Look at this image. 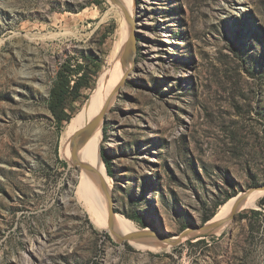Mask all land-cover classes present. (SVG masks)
<instances>
[{
    "label": "rangeland",
    "instance_id": "374dc122",
    "mask_svg": "<svg viewBox=\"0 0 264 264\" xmlns=\"http://www.w3.org/2000/svg\"><path fill=\"white\" fill-rule=\"evenodd\" d=\"M133 6L0 0V264H264V214L250 211L264 213V193L206 242L156 248L121 243L77 196L81 169L61 154L71 120L58 127L50 91L68 57L84 63L93 87L67 107L72 118L80 112L110 67L126 14L135 15L137 50L101 144L116 213L176 236L264 184V0Z\"/></svg>",
    "mask_w": 264,
    "mask_h": 264
},
{
    "label": "bare ground",
    "instance_id": "6f19581e",
    "mask_svg": "<svg viewBox=\"0 0 264 264\" xmlns=\"http://www.w3.org/2000/svg\"><path fill=\"white\" fill-rule=\"evenodd\" d=\"M121 3L126 2L129 8L132 10L133 0H119ZM136 2V0H135ZM134 20L135 15H131ZM119 39L116 44V48L110 56V67L105 72L102 83L98 90L94 93L92 98L86 102L84 107L76 114L68 124L64 138L61 139V154L63 157L68 159L70 163L74 166L75 159L73 154V137L80 131L84 126H86L92 119H94L106 106V103L111 98V103L114 101L117 94V86L120 81L126 75L127 71L133 67V64H127L123 60V51L126 41L130 35L131 25L123 22L124 19L121 18ZM128 24V26H127ZM131 72V71H130ZM104 135V121L96 127L92 135L84 142L78 145V155L80 159L92 166V170L89 171L85 168L79 167L80 172V182L78 185L77 196L88 204V208L101 219V224L104 227L109 228L108 224V201L106 194L102 188L100 178H103L110 191L113 189V179L107 174L106 166L103 162V157L101 154V144L103 142ZM241 192L240 194H242ZM264 190L253 189L248 194L249 197L246 203L238 210H245L257 205L259 198L263 195ZM237 196H233L224 204H222L217 211L214 219H219L232 214V205L235 202ZM90 211V212H91ZM98 218V219H99ZM100 225V224H99ZM110 229V228H109ZM150 230V228L148 227ZM114 230L119 234H127L132 231L138 230L137 225L134 221L127 218L126 216L116 213L114 216ZM225 228H220L213 232V234L221 233ZM134 242L136 245L140 246L143 243L137 241ZM147 245V244H144ZM152 248H156L157 245H149Z\"/></svg>",
    "mask_w": 264,
    "mask_h": 264
},
{
    "label": "water",
    "instance_id": "95a60500",
    "mask_svg": "<svg viewBox=\"0 0 264 264\" xmlns=\"http://www.w3.org/2000/svg\"><path fill=\"white\" fill-rule=\"evenodd\" d=\"M115 4H120L119 0H111ZM127 20L131 25V31L130 35L126 41L124 51H123V60L125 63L130 64L134 61L135 53L137 50L136 46V30H135V19L133 20L132 17H130L128 14H126ZM129 71H127L126 75L123 77V79L120 81L119 85L117 86V92L120 90V88L124 85ZM111 98L106 103V106L104 109L94 118L92 121H90L86 126H84L80 131H78L74 137H73V154L75 159L74 167L76 170L79 169V167L85 168L89 171H91L93 168L90 164L83 162L79 155H78V145L85 140H87L96 127L100 124L101 121H105V115L110 107ZM100 182L102 185V188L106 194L107 201H108V224L110 231L114 234V236L121 242L124 243L125 241H137L143 244L147 245H154V243L159 240L161 243L169 246H174L177 244H180L186 240L189 239H201L205 238L207 236L213 235V232L216 230H219L220 228H227L233 221H235L238 210L246 203L249 192L253 189H262L264 190V184L258 185L255 187H252L249 190L242 191L243 193L236 194L237 198L235 202L233 203L232 207V214L219 218L214 219L215 215L209 219L208 221L186 228L183 230L180 234L176 236H168L166 233H162L156 230H149L148 228L145 229H138L136 231H132L127 234H119L114 230V216L116 214L113 197H112V191L109 190L106 181L103 178H100Z\"/></svg>",
    "mask_w": 264,
    "mask_h": 264
},
{
    "label": "trees",
    "instance_id": "16d2710c",
    "mask_svg": "<svg viewBox=\"0 0 264 264\" xmlns=\"http://www.w3.org/2000/svg\"><path fill=\"white\" fill-rule=\"evenodd\" d=\"M72 58L68 57L60 66L57 75L54 79L53 86L50 91L49 100H48V108L53 115L57 125L59 128L64 126L65 121H70L72 119L73 111L71 113L68 112V101L69 99H78L81 96V92L84 87L91 88L93 84L90 82H86L87 72L86 66L84 63L80 61L72 62ZM85 98H88V95H85ZM102 157L107 167L108 174L112 175V167L111 161L107 152L104 148H102ZM64 166H67V162L62 161ZM233 195L229 196L231 198ZM226 200V201H227ZM225 202V201H224ZM260 205H264V198L260 200ZM254 215L260 216L264 214L261 210L251 209L250 210ZM216 213H211L210 215L204 218V222L211 219ZM246 213H241L239 217H246ZM129 217L140 223L141 225H145L144 220L138 214L129 215ZM251 228H255L253 223H250ZM199 242H206L205 239H200Z\"/></svg>",
    "mask_w": 264,
    "mask_h": 264
}]
</instances>
